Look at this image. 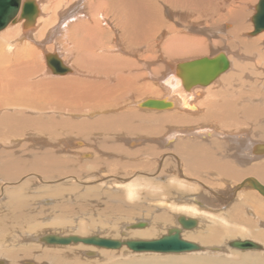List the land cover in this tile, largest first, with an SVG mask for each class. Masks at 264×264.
<instances>
[{
  "label": "bare ground",
  "instance_id": "obj_1",
  "mask_svg": "<svg viewBox=\"0 0 264 264\" xmlns=\"http://www.w3.org/2000/svg\"><path fill=\"white\" fill-rule=\"evenodd\" d=\"M34 1L32 22L24 26L20 8L0 30L1 264H75L74 253L56 248L85 244L41 239H155L181 227L180 215L196 220L181 237L199 250L145 252L158 255L123 264H264V30L251 34L258 0L250 26L248 0H220L218 12L192 22L179 10L187 0ZM221 55L227 68L207 85L189 81L199 68L182 69ZM50 57L65 70L54 72ZM148 99L168 106H143ZM99 198V208L83 201ZM135 211L143 217L113 221ZM137 222L144 226L128 228ZM95 225L119 237L87 234ZM230 237L261 249L226 258L238 239ZM89 246L93 255L126 248Z\"/></svg>",
  "mask_w": 264,
  "mask_h": 264
},
{
  "label": "water",
  "instance_id": "obj_2",
  "mask_svg": "<svg viewBox=\"0 0 264 264\" xmlns=\"http://www.w3.org/2000/svg\"><path fill=\"white\" fill-rule=\"evenodd\" d=\"M21 8L20 18L25 19L27 22H32L37 16L38 9L34 0H0V30L5 28L17 15V12ZM254 14L251 17L253 23V30L251 34H257L264 30V0H258L254 6ZM28 20V21H26ZM48 64L51 66L54 72H63L65 70L61 61L56 57H50L47 59ZM227 60L224 55L216 61L215 65H212L209 58H202L192 62L184 63L182 69L187 67L199 68V73L192 74L191 82L200 83V85L209 84L216 76L223 72L227 68ZM190 82V83H191ZM146 107H166L168 104L161 100L148 99L142 103ZM257 188L264 194V187L257 185ZM177 222L181 227H170L167 229L166 234L161 235L155 239H116L100 237L98 235H91L87 237H80L77 235L60 236L57 234H47L41 240L48 244L67 245L69 243L81 242L85 245H92L97 247H103L108 249H119L121 246H125L132 252H155V253H181L197 251L201 247L192 241H188L181 237V231L183 229H189L196 223L194 218H187L183 215L177 217ZM143 222H137L128 225V228H140L143 227ZM230 248L237 250H256L261 249V246L249 239H234L228 242ZM94 253L87 251L85 255L91 256ZM2 262L0 261V264Z\"/></svg>",
  "mask_w": 264,
  "mask_h": 264
},
{
  "label": "rangeland",
  "instance_id": "obj_3",
  "mask_svg": "<svg viewBox=\"0 0 264 264\" xmlns=\"http://www.w3.org/2000/svg\"><path fill=\"white\" fill-rule=\"evenodd\" d=\"M39 1V0H38ZM60 1H62V0H60ZM208 1V4L203 8V7H201L200 5H198L194 0H187V2H186V5L184 6V7H179V10H180V12H184V13H186V16H185V18L184 19H186V20H189L190 22H192V21H194V19L198 16L197 14H201L202 15V17L200 18V19H203L204 18V15H205V13H207L206 15L208 16V11L207 10H210V12H218L221 8H218L219 7V5H217L216 6V4H214L215 2L217 3L218 1H220V0H207ZM236 1H238V0H236ZM256 1L257 0H248V1H246V4H245V12H247V14H246V19H245V23L246 24H249V26L251 25V22L249 21V19H248V17H250V15L253 13V7H252V5H254L255 3H256ZM164 2V1H163ZM250 3V4H249ZM62 5V4H61ZM210 8V9H209ZM204 9V10H203ZM185 10V11H184ZM189 10V11H188ZM225 11V8H222V11ZM207 11V12H206ZM197 13V14H196ZM58 20H59V18H58ZM203 25V24H202ZM247 30H251V28H246V29H244V30H242V31H240V37H241V39H244V37H248V34H247ZM2 31V30H1ZM164 31V30H163ZM243 35H246V36H243ZM205 39H206V41H208V43H210L211 41H210V39L209 38H206L205 37ZM235 39V38H234ZM226 40H228V42H232V40L230 39H226ZM225 40V41H226ZM228 42H227V45H226V42L224 43V42H221L220 44H218V43H215V44H218V45H216V47H223V46H226V47H229L230 45L228 44ZM48 43V42H47ZM48 44H50V43H48ZM262 44V41L259 43V47H260V45ZM241 45V44H240ZM240 48H241V46H239ZM264 46L263 45H261V49L263 48ZM231 48H232V46H231ZM231 48H229L228 50L229 51H232L233 50V48L231 49ZM244 48V47H243ZM234 49H235V47H234ZM236 50H238V49H236ZM263 50H264V48H263ZM234 51V50H233ZM210 52H211V50H210ZM186 57H189V56H186ZM178 58H180V57H178ZM182 58V57H181ZM180 58V59H181ZM254 68V67H253ZM260 69H262V67H260ZM84 202H85V204H87V206L90 208H93V207H96V208H99L101 205H103V203H102V200H100V198H99V200H97V199H86V201L85 200H83ZM98 204V203H100V206L98 205V206H95V204ZM150 206H152V203L150 202ZM220 208V207H219ZM136 213L131 217V219H127V220H123V219H121V218H119V219H115L114 218V216H113V221H115V222H118V226L119 225H122L123 223H125V222H132L131 220H133V219H137V218H141V217H143V215H142V213H143V211H135ZM119 220H121V221H119ZM95 224L97 223V222H94ZM116 225V226H117ZM117 226V227H118ZM94 228V229H93ZM66 229H68V228H66ZM92 231V232H91ZM96 231V232H95ZM98 231H99V234H101V235H107V236H112V237H119V234H118V232H117V234L116 233H109V232H106V233H104V232H102L101 231V229L99 228V226H97V225H95V226H93L92 228H91V230L89 231V233H87V234H94V233H97L98 234ZM62 232H64V231H62ZM61 232V233H62ZM67 232V230H65V233ZM91 232V233H90ZM68 233H69V230H68ZM111 234V235H110ZM231 238V237H230ZM230 238H227V240L228 239H230ZM233 238H238V239H246V238H240V237H232L231 239H233ZM251 239V238H250ZM253 240V239H252ZM197 243H198V241H196ZM81 248H80V247ZM84 246V247H83ZM68 247V248H67ZM78 247V248H77ZM83 247V248H82ZM76 248H77V250H76ZM91 247L89 246L88 247V245H80V244H78V245H68V246H61V248L60 247H57L56 248V250H61V251H65L66 250V252H68L69 254H71V253H74L73 255L71 254L70 256H73V258L75 259V264H100V263H102V264H123L124 262H126V261H128V260H131L130 258H135L136 259V257L137 258H142V256H144V255H146V256H148L147 258H149V257H153V256H157L158 254H151V255H148V254H143V253H145V252H140V253H137V252H135V253H131L127 248H122V251L121 250H104V249H101V250H95V255H93V256H89V257H87V255H85V253L87 252V251H89V249H90ZM72 249V250H71ZM74 250V251H73ZM103 250V251H102ZM105 251V252H104ZM239 251L240 250H237V249H233V248H231V251L229 250V251H227V252H224L223 254H224V256L226 257V258H230V257H233L234 256V254H236V252H238L239 253ZM85 252V253H84ZM98 252V253H97ZM241 252H243V251H241ZM227 253H229V255H227ZM99 254V255H98ZM112 254H113V256H115V257H113L112 256ZM130 254V255H129ZM222 254V255H223ZM104 255V256H103ZM109 255L111 256V257H109ZM122 255V256H121ZM79 257V258H76V257ZM139 256H141V257H139ZM94 257V258H93ZM118 257V258H117ZM209 257L210 258H212V259H215V260H219V258H223L222 256H219V255H217V253L215 252V250L214 249H210V255H209ZM91 258V259H90ZM98 258V259H97ZM101 258V259H100ZM111 258H112V260H111ZM114 258V259H113ZM90 259V260H89ZM97 259V260H96ZM119 259H120V261H119ZM124 259V260H123ZM224 259V258H223ZM71 260H73V259H71ZM81 260H82V262H81ZM99 260V261H98ZM115 260V261H114ZM126 260V261H125ZM97 263H96V262ZM110 261V262H109ZM113 261V262H112ZM118 261V262H117ZM78 262V263H77ZM120 262H122V263H120ZM47 264H50V263H47Z\"/></svg>",
  "mask_w": 264,
  "mask_h": 264
}]
</instances>
